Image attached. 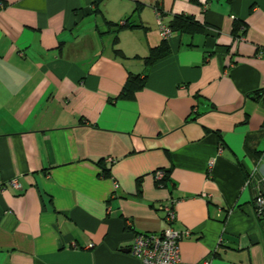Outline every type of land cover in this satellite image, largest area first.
Wrapping results in <instances>:
<instances>
[{"label": "crops", "instance_id": "crops-1", "mask_svg": "<svg viewBox=\"0 0 264 264\" xmlns=\"http://www.w3.org/2000/svg\"><path fill=\"white\" fill-rule=\"evenodd\" d=\"M96 1L0 0V264H141L162 204L183 264H264V0ZM157 13L202 29L146 67Z\"/></svg>", "mask_w": 264, "mask_h": 264}, {"label": "built area", "instance_id": "built-area-1", "mask_svg": "<svg viewBox=\"0 0 264 264\" xmlns=\"http://www.w3.org/2000/svg\"><path fill=\"white\" fill-rule=\"evenodd\" d=\"M157 22L161 37L167 39L172 30L163 22L160 13H157ZM240 27L242 31L245 30L244 25ZM259 160L264 162V150L261 152ZM153 175L155 180H159L163 177L164 171L163 169H157ZM255 178H257L256 182L260 185V189L257 190L253 203L256 209L255 215L261 217L264 210V175L252 171L248 174L245 183L248 184ZM8 185L14 189L20 188V184L16 179L10 180ZM160 209L164 212L165 227L160 232H136L129 251L140 260L141 264H183L180 253V240L183 233L174 225L176 216L173 206L162 204ZM205 264H208V261Z\"/></svg>", "mask_w": 264, "mask_h": 264}, {"label": "trees", "instance_id": "trees-1", "mask_svg": "<svg viewBox=\"0 0 264 264\" xmlns=\"http://www.w3.org/2000/svg\"><path fill=\"white\" fill-rule=\"evenodd\" d=\"M99 2L100 0H97L95 2V6H97ZM97 10L99 11V9H95V11ZM113 25L116 26L117 31L121 29L122 27L123 28L124 27H129V28L136 27L134 25H131L127 20H125L123 24H118V25L113 24ZM167 25L171 28L172 31H180V32H184V31L196 32L202 29L198 21L194 20L193 17L187 16L184 14L175 15L173 19L169 23H167ZM239 28H240V23H235L233 30H232L233 36H235V38L241 37L242 36L241 34H243V32L238 33ZM168 52H169V46L167 43V39H163V41L158 46L151 48L149 54L144 58L145 66L146 67L151 66L155 61L165 56ZM145 79H146V75L144 74V76H142V73L136 74V75H132V74L129 75L127 77V80L119 96L124 97V98H132L135 91H137L138 89L144 86ZM163 171H164L163 177L159 180H155V185L157 187H167L169 184L168 170L163 169ZM102 174L103 176H109V172L104 166L102 168ZM253 208L256 214V211H255L256 209L254 205H253ZM257 218L261 220L262 222H264V210L262 212L261 217L257 216Z\"/></svg>", "mask_w": 264, "mask_h": 264}, {"label": "water", "instance_id": "water-1", "mask_svg": "<svg viewBox=\"0 0 264 264\" xmlns=\"http://www.w3.org/2000/svg\"><path fill=\"white\" fill-rule=\"evenodd\" d=\"M129 250V249H128Z\"/></svg>", "mask_w": 264, "mask_h": 264}]
</instances>
